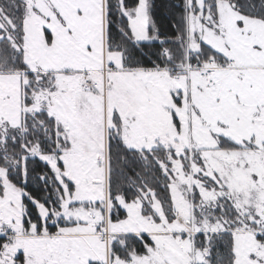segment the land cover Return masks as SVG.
Instances as JSON below:
<instances>
[{"label": "snow or ice", "instance_id": "1", "mask_svg": "<svg viewBox=\"0 0 264 264\" xmlns=\"http://www.w3.org/2000/svg\"><path fill=\"white\" fill-rule=\"evenodd\" d=\"M0 264H264V0H0Z\"/></svg>", "mask_w": 264, "mask_h": 264}]
</instances>
